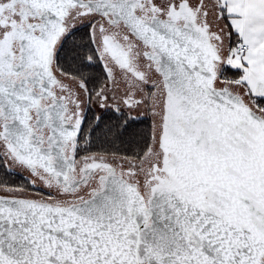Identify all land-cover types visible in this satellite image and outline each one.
<instances>
[{"label": "snow or ice", "instance_id": "1", "mask_svg": "<svg viewBox=\"0 0 264 264\" xmlns=\"http://www.w3.org/2000/svg\"><path fill=\"white\" fill-rule=\"evenodd\" d=\"M0 264H264V0H0Z\"/></svg>", "mask_w": 264, "mask_h": 264}]
</instances>
